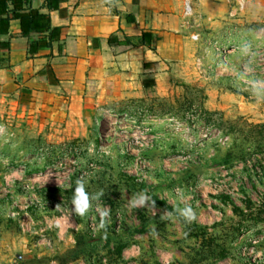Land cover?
Wrapping results in <instances>:
<instances>
[{"label": "rangeland", "instance_id": "rangeland-1", "mask_svg": "<svg viewBox=\"0 0 264 264\" xmlns=\"http://www.w3.org/2000/svg\"><path fill=\"white\" fill-rule=\"evenodd\" d=\"M176 3L155 87L0 105V264H264V4Z\"/></svg>", "mask_w": 264, "mask_h": 264}, {"label": "crops", "instance_id": "crops-1", "mask_svg": "<svg viewBox=\"0 0 264 264\" xmlns=\"http://www.w3.org/2000/svg\"><path fill=\"white\" fill-rule=\"evenodd\" d=\"M7 2L9 25H0V105L10 99L20 107L37 101L76 108L90 98L89 84L130 90L135 80L142 88L159 81V53L174 39L167 11L178 1L25 0L21 11L50 16L49 31L29 35L15 17V3Z\"/></svg>", "mask_w": 264, "mask_h": 264}, {"label": "trees", "instance_id": "trees-1", "mask_svg": "<svg viewBox=\"0 0 264 264\" xmlns=\"http://www.w3.org/2000/svg\"><path fill=\"white\" fill-rule=\"evenodd\" d=\"M25 0H13L15 3L14 14L21 20V26L23 34L29 35L31 32L36 31L38 33H45L51 29L50 16L45 13H41L36 9H31L28 12L21 11L23 9V2ZM51 1V0H50ZM9 5L7 0H0V25L2 27L9 25V19L4 18V15L9 13ZM4 30V29H3ZM53 32H57V29H53Z\"/></svg>", "mask_w": 264, "mask_h": 264}, {"label": "clouds", "instance_id": "clouds-1", "mask_svg": "<svg viewBox=\"0 0 264 264\" xmlns=\"http://www.w3.org/2000/svg\"><path fill=\"white\" fill-rule=\"evenodd\" d=\"M93 199H96L95 196L92 197ZM146 197L141 196L140 203L143 204L145 202ZM73 205H74V211L77 215L84 216L88 209H89V194L85 191L84 182L77 181L74 196H73ZM98 211L99 208L97 209ZM181 214L189 221L195 219V213L192 211L190 207L182 209ZM100 215L102 217V223L100 227H104L103 223V217H106L108 215V212L100 211Z\"/></svg>", "mask_w": 264, "mask_h": 264}]
</instances>
